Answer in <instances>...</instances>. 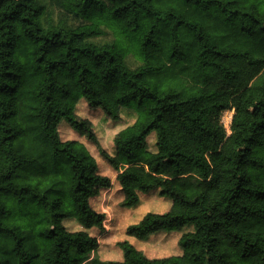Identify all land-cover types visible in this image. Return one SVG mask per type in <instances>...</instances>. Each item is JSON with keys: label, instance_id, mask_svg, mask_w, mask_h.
Segmentation results:
<instances>
[{"label": "trees", "instance_id": "trees-1", "mask_svg": "<svg viewBox=\"0 0 264 264\" xmlns=\"http://www.w3.org/2000/svg\"><path fill=\"white\" fill-rule=\"evenodd\" d=\"M57 1L92 23L46 25L42 0H0V264H82L100 245L90 230L106 232L91 201L113 180L62 139L63 119L115 168L123 205L156 188L171 200L129 235L193 226L182 254L150 258L123 240V260L91 264H264V0ZM103 24L114 40L96 43ZM81 98L111 119L137 111L115 155L76 112Z\"/></svg>", "mask_w": 264, "mask_h": 264}, {"label": "rangeland", "instance_id": "rangeland-1", "mask_svg": "<svg viewBox=\"0 0 264 264\" xmlns=\"http://www.w3.org/2000/svg\"><path fill=\"white\" fill-rule=\"evenodd\" d=\"M42 2L46 6L44 16L46 25L59 23L61 20L74 26L92 23L91 19L82 17L79 13L63 9L57 0H42ZM102 28L104 29V33L93 37L92 40L96 43L113 41L115 37L114 31L106 24H103ZM128 61L131 66H136L140 63L133 55L129 56ZM76 112L81 117L88 118L92 121L100 146L111 155L116 154L114 141L116 134L128 125L133 124L137 119V111L129 108H123L121 110L119 119H111L101 108L90 107L86 100L83 103L78 102ZM227 114L230 116L234 114V111L230 110ZM59 131L63 140L75 139L84 143L96 157L99 172L110 176L113 180L112 188L102 190L91 201L92 206L96 210L106 214V232L90 230L98 236L100 245L96 251L89 254L88 258L82 264H91L95 258L102 260H123L124 252L119 244L123 240L130 241L136 248L142 250L150 258H160L183 253L179 240L182 233L193 231V226L191 225L186 226L182 231H158L144 239L136 238L127 233L128 227L139 222L147 212L155 211L163 213L170 208L172 202L170 199L160 195V188L153 189L149 192H140V201L135 206L128 207L123 205L124 194L116 177L117 171L102 155L98 145L85 135L80 134L65 119L60 122ZM147 140L148 149L155 151L157 141L156 132H152ZM65 224L72 230L80 228L77 221L73 219L65 220Z\"/></svg>", "mask_w": 264, "mask_h": 264}, {"label": "built area", "instance_id": "built-area-1", "mask_svg": "<svg viewBox=\"0 0 264 264\" xmlns=\"http://www.w3.org/2000/svg\"><path fill=\"white\" fill-rule=\"evenodd\" d=\"M229 111L230 110L224 111L223 114H222V117H221V121L224 124V126H225V128L227 129L228 132H230V126H231L232 117H233V114L230 115V116L227 114Z\"/></svg>", "mask_w": 264, "mask_h": 264}, {"label": "crops", "instance_id": "crops-1", "mask_svg": "<svg viewBox=\"0 0 264 264\" xmlns=\"http://www.w3.org/2000/svg\"><path fill=\"white\" fill-rule=\"evenodd\" d=\"M84 100H85L84 98H81L79 102H82V103H83ZM87 104H88V103H87ZM81 112H82V111H81ZM118 183H119V182H118ZM119 186H120V184H119ZM120 188H121V186H120Z\"/></svg>", "mask_w": 264, "mask_h": 264}]
</instances>
